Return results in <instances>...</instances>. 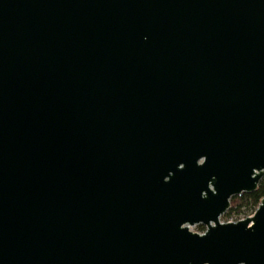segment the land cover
<instances>
[{
    "label": "water",
    "instance_id": "water-1",
    "mask_svg": "<svg viewBox=\"0 0 264 264\" xmlns=\"http://www.w3.org/2000/svg\"><path fill=\"white\" fill-rule=\"evenodd\" d=\"M263 177L264 0H0V264H264Z\"/></svg>",
    "mask_w": 264,
    "mask_h": 264
},
{
    "label": "trees",
    "instance_id": "trees-1",
    "mask_svg": "<svg viewBox=\"0 0 264 264\" xmlns=\"http://www.w3.org/2000/svg\"><path fill=\"white\" fill-rule=\"evenodd\" d=\"M264 199V177L261 179L258 188L252 193H243L240 196H234L231 199V206L224 214L228 220L234 218L237 221L253 215L261 200ZM204 231L203 226L198 228Z\"/></svg>",
    "mask_w": 264,
    "mask_h": 264
},
{
    "label": "rangeland",
    "instance_id": "rangeland-1",
    "mask_svg": "<svg viewBox=\"0 0 264 264\" xmlns=\"http://www.w3.org/2000/svg\"><path fill=\"white\" fill-rule=\"evenodd\" d=\"M250 216H252V215H250ZM244 219V218H243ZM240 220H242V219H240ZM220 221L221 222H223V223H228V222H231V221H227V219L224 217V216H222L221 217V219H220ZM233 221H237L236 219H234ZM239 221V220H238ZM196 232H204V231H201V230H199L198 229V226H195V227H192Z\"/></svg>",
    "mask_w": 264,
    "mask_h": 264
},
{
    "label": "built area",
    "instance_id": "built-area-1",
    "mask_svg": "<svg viewBox=\"0 0 264 264\" xmlns=\"http://www.w3.org/2000/svg\"><path fill=\"white\" fill-rule=\"evenodd\" d=\"M243 219V218H242ZM234 220V218H229L227 221H233Z\"/></svg>",
    "mask_w": 264,
    "mask_h": 264
},
{
    "label": "flooded vegetation",
    "instance_id": "flooded-vegetation-1",
    "mask_svg": "<svg viewBox=\"0 0 264 264\" xmlns=\"http://www.w3.org/2000/svg\"><path fill=\"white\" fill-rule=\"evenodd\" d=\"M198 226V228H199V226H202V225H197Z\"/></svg>",
    "mask_w": 264,
    "mask_h": 264
}]
</instances>
